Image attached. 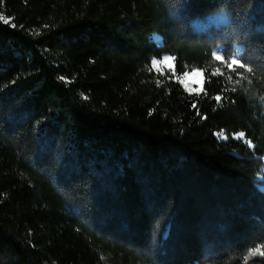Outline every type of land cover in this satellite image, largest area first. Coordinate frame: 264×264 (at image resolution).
<instances>
[{
	"label": "trees",
	"instance_id": "16d2710c",
	"mask_svg": "<svg viewBox=\"0 0 264 264\" xmlns=\"http://www.w3.org/2000/svg\"><path fill=\"white\" fill-rule=\"evenodd\" d=\"M221 11L228 26L194 28ZM0 14V264L264 259L247 255L264 252V0H0ZM217 47L251 63L231 71ZM165 55L175 75L151 67ZM194 68L199 94L180 83Z\"/></svg>",
	"mask_w": 264,
	"mask_h": 264
},
{
	"label": "snow or ice",
	"instance_id": "6c2138e0",
	"mask_svg": "<svg viewBox=\"0 0 264 264\" xmlns=\"http://www.w3.org/2000/svg\"><path fill=\"white\" fill-rule=\"evenodd\" d=\"M0 20H3L5 24L8 23V20L5 18L4 15L0 14ZM13 28L16 27V25H12ZM241 49L240 48H236L235 50H232L231 48H227V47H217L215 50H213L211 52V56L216 60V61H221L223 60V58L225 56L229 57L230 59V64H228L227 66L229 67V69L231 71H234L235 69L233 68V66L239 65L240 68H245L246 65L250 64L251 62L243 55H241ZM175 57L174 56H168L165 55L163 56L160 60H157L155 57L151 58V67L156 69L158 72H163L164 69L162 67H159V65L161 64H166L168 61H175ZM249 72L252 71L251 68L247 69ZM171 72L173 75H175V68L171 69ZM215 73H212V75H214ZM195 75H200L203 76V70L202 69H197L194 68L191 72L185 71L182 76L183 77H188V76H195ZM241 74H237L238 79L236 80V83H240V77ZM61 79H63V77H61ZM228 79L231 80L232 76L229 75ZM181 83H183V79L180 80ZM248 84H251V80H248ZM236 88L235 86H233L232 91H235ZM191 91V90H190ZM198 91V90H197ZM222 91H224V89H222ZM213 99H215L217 101V103L219 104L222 100V96L220 94H217L213 97ZM261 102L264 103V97L260 98ZM234 102V101H233ZM240 136H244V133L241 132L239 133ZM248 143L251 144L252 141L248 140ZM261 191L264 192V183L261 184ZM259 252V254L261 256H264V252L260 251V245L257 244L254 247H251L247 250V255H250L251 253H256ZM246 258V257H244ZM255 264H264V259L261 260H257L255 261Z\"/></svg>",
	"mask_w": 264,
	"mask_h": 264
},
{
	"label": "rangeland",
	"instance_id": "374dc122",
	"mask_svg": "<svg viewBox=\"0 0 264 264\" xmlns=\"http://www.w3.org/2000/svg\"><path fill=\"white\" fill-rule=\"evenodd\" d=\"M230 23H231V15L229 13H227L226 11H221L219 13L206 16L205 18H202V19H200V18L195 19L193 21V26L197 31L204 32V31H210V30L215 29V28H220L222 26H228ZM153 41L158 46H161V44H162L160 37L155 36L153 38ZM237 48H239V47H237ZM159 67H162L164 70H171L172 68H175V63H174V61H168L166 64L159 65ZM233 67H239V65H236ZM181 79H183V83H181V82L180 83L184 86L185 90L188 93H190V94L198 93L199 94L203 91L204 75L203 76H200V75L188 76V77H183ZM234 138H235V140L242 142L244 145H247L250 149L254 148L253 144L248 143V141L245 138V135L244 136L237 135ZM219 139L221 141H226L227 137L224 135H221V136H219ZM259 181L264 183V171H263L262 176L259 178Z\"/></svg>",
	"mask_w": 264,
	"mask_h": 264
},
{
	"label": "water",
	"instance_id": "95a60500",
	"mask_svg": "<svg viewBox=\"0 0 264 264\" xmlns=\"http://www.w3.org/2000/svg\"><path fill=\"white\" fill-rule=\"evenodd\" d=\"M161 41H162L161 47H164L163 40L161 39ZM239 48H241L242 50L241 52H243L244 49L242 47H239Z\"/></svg>",
	"mask_w": 264,
	"mask_h": 264
}]
</instances>
